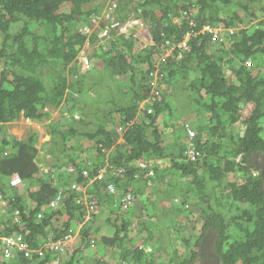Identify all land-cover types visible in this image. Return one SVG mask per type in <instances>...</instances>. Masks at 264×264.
<instances>
[{"label":"trees","instance_id":"trees-1","mask_svg":"<svg viewBox=\"0 0 264 264\" xmlns=\"http://www.w3.org/2000/svg\"><path fill=\"white\" fill-rule=\"evenodd\" d=\"M108 13L114 18L110 26L143 18L139 23L149 27L155 44L141 49L136 35L106 37L93 50L91 67L83 71L80 51L88 39L91 44L101 39L98 31L89 35L82 27ZM174 16L181 21L175 23ZM204 24L224 29L228 36L221 37L223 43L210 31L201 33ZM231 28L233 33L228 32ZM188 32L197 33L189 50L180 58L171 56L161 68L156 96L162 99L155 100L153 113L147 106L140 111V102L149 97L148 79L160 44L167 39L170 46L178 44ZM0 64V193L7 201L6 206L0 201L5 210L0 232L22 234L30 247L38 249L79 228L80 240L86 242L94 234V214L87 219L88 207L98 201V208L115 212L114 220L109 217L115 233L101 236L100 244L120 249L116 264H155L156 252L165 243L164 229L172 222L166 219L178 209L170 201L176 198L174 178L181 175L197 198L187 215L180 211L173 220L195 212L188 218L190 233L197 230L200 218L206 220L203 229L218 228L216 264H264V0H0ZM189 94L200 97L192 100ZM66 100L70 103L62 110L66 119H52L53 110ZM184 110L204 111L193 126L194 143L202 152L196 160L186 153L190 137L180 124ZM163 114L168 117L165 134L154 125ZM21 118L47 123L51 134L61 137L57 156L66 170L54 168L43 174L39 133L19 139L6 128ZM115 118L124 130L121 143L111 129ZM172 134L174 145L166 141ZM150 160L160 161L139 166ZM107 165L113 167L106 176L118 190L114 193L105 179L91 183ZM117 167L124 171L114 173ZM16 173L22 184L12 186L9 179ZM171 175L173 180L166 183ZM72 183L84 190L73 189ZM61 190L66 198L57 209L50 208ZM130 190L139 197L136 216L147 211L157 224L147 232L152 224L142 220L133 237L129 226L135 209L116 212L118 201ZM199 204L204 207L201 213ZM203 232H195L193 239L184 236L191 255L178 264H193L198 252L191 244ZM81 244L65 264H81L80 256H75ZM150 244L154 252H146ZM66 255L54 263L55 254L48 249L32 259L21 252L6 257L0 249V264H64Z\"/></svg>","mask_w":264,"mask_h":264},{"label":"rangeland","instance_id":"rangeland-1","mask_svg":"<svg viewBox=\"0 0 264 264\" xmlns=\"http://www.w3.org/2000/svg\"><path fill=\"white\" fill-rule=\"evenodd\" d=\"M107 19L103 18L102 15V19L101 18H95L91 21V23L89 25H84L82 27L83 32H87L89 35H92L93 33L98 31V37L101 39L98 43L96 44H91V41L88 39L87 43L85 44V46L83 47V49L80 51L79 54V58H78V62L79 64H81V69L84 71L85 70V63L83 65V58L82 56L89 54V56L91 58H93L95 60V56H93V50L94 49H98L100 47V45L102 44V40L105 39V37H109L110 36V31H114L118 32V33H124L126 31L125 29V25L124 24H117L114 27L111 28V30L107 33H101L100 32V27H102L103 23H106ZM143 26L142 31L145 33H138L137 37H138V42H142L147 40L148 38H150V31H146L145 29H149L146 28L147 26H145L144 24L141 25L140 23H138V27ZM106 27L109 29L108 24H106ZM221 29V27H219ZM235 28H231V31H228L229 33H233ZM223 33H225L226 31L224 29H221ZM131 32V31H130ZM133 35H135V33H132ZM112 36V34H111ZM228 34L226 33V35L223 37H227ZM119 37H123V35H120ZM221 43H223L222 41H224L222 38L218 39ZM108 47V44L107 46ZM168 54L165 53L164 57H167ZM180 58V56L178 57ZM83 62H82V60ZM164 61V60H162ZM162 61H157L155 62L154 66H158ZM100 63V62H99ZM83 66V68H82ZM0 70H1V64H0ZM227 72H231V70H227ZM231 74V73H228ZM232 75V74H231ZM111 78V77H110ZM110 78H107V80L110 81ZM119 81V80H116ZM93 93V92H92ZM189 97L192 100H196L200 97L199 94L194 95L195 99H193L192 95L189 94ZM180 103V102H179ZM143 104V102H142ZM181 104V103H180ZM70 107V103L66 100L64 102H62L60 108L53 110L52 112V119H61L67 116V113L65 112L64 115L62 116V110H68V108ZM140 115L142 114V112H139ZM184 117L182 118V120H180V124L184 127H186L187 129L189 128H193L194 126V122H196L201 116L203 117L204 115V111L200 110L197 112H186L184 110ZM76 117H78V113L75 114ZM117 117V116H115ZM168 119V117H165V114H163L160 118H159V122H158V127L162 134H165L167 132V127L165 126V124L163 123V120ZM66 119V118H64ZM116 119V123H111V129L116 130L117 131V142L121 143L123 141V134H124V130H119V126H120V120H118V118ZM195 119V120H194ZM189 120H191V124L189 123ZM194 120V121H193ZM188 122V123H187ZM6 128H9V131L12 132V134H14L15 136H17L19 139L21 138H26L30 135V133L33 132H38L39 133V138H38V143L37 145L39 146V148H42V150H40L39 153V164L41 165V167L43 168V174H49L52 170H54V168L59 169L60 167H63V161L58 159V152L60 150V148L62 147V139L59 135L53 136L49 130V126L47 125V123H40L38 121H33V120H25L23 118H21L20 120H16V121H12L7 123ZM182 128V127H180ZM194 129V128H193ZM174 134V132H173ZM171 135L168 137V139L166 141H168L170 143V145H174L176 143L175 141V137L174 135ZM189 136V131L188 134ZM190 137V136H189ZM188 140V139H187ZM166 141L164 140V144L166 145ZM190 142V140H189ZM189 142L187 144V148L189 147ZM48 147L51 148L50 151H48ZM61 169H65V167L61 168ZM56 171V170H54ZM63 172V171H62ZM258 172V171H257ZM63 174V173H61ZM181 176V175H180ZM176 177L174 178V180H182L179 181L180 184L177 186L179 187L176 191V198H173L170 202L174 203L175 207L178 208L174 213H172L169 218L166 219V222H170L172 220V222L170 223V225L167 226V229L165 228L164 232H163V241L166 243L165 245H162L161 248L159 247V252H156L157 255V261L155 264H165L163 263L161 260H159V258L164 257L165 260L170 261V259L168 257L171 256H175L177 254V256H182L184 253L186 255V251L185 249L187 248L185 246V242H184V236L185 238H187L188 236L192 237L191 234H195V232H203L204 236H205V240L204 244L206 245L211 238H214V240L212 241V245L206 248V253H214V257H216V237L217 235L216 230H212L213 234L210 233V229H203L202 226H204V219L198 221L197 225V230L193 231L192 233L189 232V230L187 229V225L191 223V221L189 222V219H192L193 216L195 215V212L189 216V217H179L176 220H173L174 217L177 215L178 212L181 211V214L183 216L187 215L188 209L192 208V204L194 203V201L197 198L196 193H190L188 191L187 188V184L184 182V178L185 177ZM170 180L172 179V175L170 176ZM138 183H136L137 186ZM60 188V186H59ZM36 189V188H35ZM133 190H137L133 189ZM132 191V190H130ZM142 197V196H140ZM178 198V199H177ZM139 197H136V205L133 207L135 209V211L133 212L132 216V220L133 222L131 223V225L129 226L130 229V234L131 236H135L138 233V230L135 229L137 226H139V223L142 220H149L150 221V214L149 212L146 211V215L144 216H136L139 215L138 212L140 211V207H139V203H138ZM225 200L222 199L221 201L223 202ZM144 201V200H143ZM1 203V202H0ZM164 203V202H163ZM166 204V202L164 203ZM168 205H170V203H168ZM197 207L199 208V212L201 213L200 210H202L204 207L197 205ZM237 209L233 208L230 206V211L231 213H235ZM98 212L93 213L94 216L91 217V219H94V226H93V231L94 232L93 235H90V237H87V241H81L80 240V235H79V228H76V230L74 231V235H75V239L74 241H72L69 245H68V252L67 255L63 261V263H67V259L71 258V253L73 252L72 250H74L75 246H79L76 244H81L80 246L82 247V249L80 248L75 256H80L78 259L80 260L81 264H101L100 261L101 259H104L107 263H103V264H116V262L118 261L119 257H118V251H120L119 248H117V246L115 247H111L109 249H106L105 246H102L100 244V240H101V236L106 235V236H112L115 233V228L114 225L112 224L111 221H109V217L111 216V210L107 209H101L99 207V209H97ZM142 211V210H141ZM112 214L114 215L115 212H112ZM143 214V213H142ZM117 215V214H116ZM112 219L114 220V216H111ZM118 224L120 225L122 223V220L119 219ZM151 222V221H150ZM241 224H246L245 221H240ZM152 225H150L149 227L145 228L147 232H150L152 230L155 229V226H157L156 223L151 222ZM97 232V233H96ZM236 232V231H234ZM147 234V233H146ZM183 234V235H182ZM180 245V247H179ZM149 246H151L154 250V244H150ZM176 248L177 252L173 253V249ZM157 249V250H158ZM156 250V249H155ZM201 250V248L199 249ZM84 251V252H81ZM162 254H161V252ZM154 252V251H153ZM168 256V257H167ZM74 258V257H73ZM202 258V259H201ZM63 259V258H62ZM204 257L199 255V257L196 259V261L194 262V264H204ZM166 264H170L169 262Z\"/></svg>","mask_w":264,"mask_h":264},{"label":"built area","instance_id":"built-area-1","mask_svg":"<svg viewBox=\"0 0 264 264\" xmlns=\"http://www.w3.org/2000/svg\"><path fill=\"white\" fill-rule=\"evenodd\" d=\"M110 16L108 15L107 18H109ZM119 24L118 22L115 23L113 26ZM125 25V29L126 31L124 32L125 34L129 35L130 30L128 29V24H124ZM210 31L214 34L215 38H220L221 39V29L217 26H212L207 24L206 27L203 29V31ZM109 32V29L106 27L104 29V31H102L101 33H107ZM193 35L192 32H189L186 40L184 41V46L188 47V40L190 39V37ZM173 48L171 47L167 52L169 53L170 50H172ZM83 60V65L85 63V69H89L92 65V58L89 56V54L83 55L82 56ZM251 64V63H249ZM156 93V92H154ZM121 129V128H120ZM189 136H190V142H189V147L186 151L188 158L192 159V160H196L200 155H201V151L198 150L195 146H194V141L193 138L195 137V131L193 130H189ZM124 171V168L117 170L118 173H122ZM106 170H101V172L98 174L99 178H102L105 174ZM85 174H87V172H85ZM9 183L12 186H17L20 185L22 183V178L19 174H13L10 179H9ZM72 188L78 190L79 187L76 183L72 184ZM108 189L112 192H116L117 188L115 186L114 183H110L108 185ZM66 198V193L64 191H61L58 196L53 199L50 202V208L52 209H57L61 203V201L63 199ZM135 195L131 192H128L126 194L123 195V197L121 198V204H122V208L123 209H128L130 207V205L132 204V201L134 200ZM0 201L2 202L3 206H6L7 201L5 199V197L0 193ZM97 202H94L93 204H91L88 207V216L87 219L90 218L92 213L97 212ZM4 213L5 210H2L0 208V220H4ZM38 217H42V214L39 213ZM74 240V237L72 234H68L64 237H61L60 239L54 241V242H50V243H45L44 246L36 249V248H32L28 245V243L26 241L23 240V236L22 234H17V235H7L4 234L2 232H0V247L2 248L4 254L6 257H13L16 256L17 254H19L20 252L24 254L25 257H28L29 259L33 258L34 254H37L39 256H43L46 252V249L50 250L52 253L55 254V260L54 262L58 261L59 259L56 260V257L59 258L58 253H65L68 249V245ZM128 264V263H126Z\"/></svg>","mask_w":264,"mask_h":264},{"label":"clouds","instance_id":"clouds-1","mask_svg":"<svg viewBox=\"0 0 264 264\" xmlns=\"http://www.w3.org/2000/svg\"><path fill=\"white\" fill-rule=\"evenodd\" d=\"M116 7L115 6H113L112 7V10H114ZM183 14L184 15H187V12L186 11H183ZM104 15V14H103ZM110 16L109 18H107V24H108V26H109V31L111 30V28L112 27H114V26H110L109 25V21H112L114 18L112 17V14L111 13H108L107 14V16ZM174 14L173 13H171L170 14V19L172 18V16H173ZM190 14H188L187 16H189ZM101 17V16H100ZM99 17V18H100ZM102 19V18H101ZM139 19V22L140 21H143L144 19L143 18H138ZM178 20L179 21H181V19H180V17L179 16H174L173 17V21L175 22V23H179L178 22ZM121 23V24H128V29L131 31V32H129V35H127V34H125V33H118V32H115V30H114V33H112L113 31L111 30L110 31V36H111V34H112V36H113V38H114V40L115 39H118L119 38V36L120 35H123V37L125 38V39H130V38H132L134 35L132 34V33H135V35L137 36V34L138 33H145V32H143L142 31V29H143V26H141V27H138V23L139 22H126V23H122L121 21H116V23ZM141 24V23H140ZM142 25V24H141ZM191 25H193V24H191ZM146 26V25H145ZM218 27V26H217ZM101 28V27H100ZM106 28V25H105V27L104 28H102V31H103V29H105ZM134 29H136V31L134 32L133 30ZM146 31H149V29H145ZM101 31V32H102ZM201 32V31H200ZM199 32V33H200ZM189 33V32H188ZM188 33L185 35V37L178 43V44H175L174 43V45L173 46H170V41L171 40H169V39H167V40H165V41H163V43H161L160 45H161V47H160V52H158L157 53V55H158V57L154 60V63H153V67H154V69L152 70V71H150V77H149V79H148V82H150L151 83V89L149 88V86H148V89H149V93H148V99H144V100H142L141 102H140V111H143L144 110V108L147 106V110H148V113H153L154 112V107H153V104L155 103V100H161L162 99V96H156V94H159V91L156 89V82H158V80L160 79V78H162V76L160 75V73H161V68H162V66L167 62V60L172 56V57H174V56H182L183 55V53L185 52V51H187V50H189V48H190V40L194 37V36H196V34L197 33H195V32H192L193 33V35L190 37V39L188 40V47H185L184 46V41L186 40V37H187V35H188ZM150 34V38H148L147 40H145V41H142V42H138L137 41V45L138 44H140L141 43V45L139 46L141 49H148V47L149 46H151V45H154L155 44V40H154V37H153V34H152V32H150L149 33ZM223 36H225V34L222 32V30H221V37H223ZM106 38V37H105ZM163 47V48H162ZM173 48L172 50H170V52L168 53L167 51L170 49V48ZM178 50H180V52H178V53H176ZM165 53H167L168 54V56L167 57H164V54ZM80 54V53H79ZM78 58H79V55H78ZM92 60H93V62H94V59L92 58ZM162 60H164V61H162ZM157 61H162L158 66H154V64H155V62H157ZM93 62H92V64H93ZM247 63V62H246ZM85 70H87V69H85ZM154 92H156V93H154ZM142 102H143V104H142ZM27 120H29L30 121V119H27ZM185 127V126H184ZM122 129V127L121 126H119V130H121ZM186 128V127H185ZM187 129V128H186ZM123 130V129H122ZM188 130V129H187ZM193 131H195V130H193ZM197 135V133H196V131H195V136ZM195 138V137H194ZM193 138V139H194ZM194 141V140H193ZM187 151V150H186ZM101 170H106V168H101ZM101 170L98 172V174L101 172ZM258 171V172H257ZM256 171V173H259V170H257ZM85 172H87V174H88V171H84V174H85ZM98 174L97 175H95L94 177H92L91 178V183L95 180V179H97V178H99L98 177ZM99 179H105V180H107L108 181V185L110 184V180H108V177L104 174V176L102 177V178H99ZM22 184V183H21ZM72 184H74V183H72ZM71 184V185H72ZM77 184V183H76ZM78 185V187H79V189L78 190H84V189H80V186H79V184H77ZM72 187V186H71ZM108 188V187H107ZM65 190H66V187H65ZM76 190V189H75ZM86 190V189H85ZM62 191V190H61ZM60 191V192H61ZM128 192H131V191H128ZM131 193H133V192H131ZM134 195H135V198H134V200L132 201V204L130 205V208H133L134 206H135V203H136V194L135 193H133ZM124 195V194H123ZM123 195H122V197H123ZM121 197V198H122ZM55 199V198H54ZM119 202V204H120V209L119 210H117L116 212H118L119 214H124L128 209H123L122 208V204H121V199L118 201ZM96 205H97V209H99L98 208V201H97V203H96ZM98 212V211H97ZM96 213V212H95ZM88 214H89V212H88ZM91 217V216H90ZM3 221L4 220H0V225H2L3 224ZM208 229H212V230H216L217 229V227L216 226H214V227H211V228H208ZM195 234H197V233H195ZM73 235V237H74V239H75V235L74 234H72ZM191 236H192V239L193 238H195L194 236H193V234H191ZM191 238V237H190ZM205 236H204V233H202V235L198 238V240H197V242H195V243H193V244H191L192 245V247H191V250L192 249H194L196 252H198L197 254V256H196V258H195V260H194V262L196 261V259L199 257V255H201V256H203L204 257V259H205V261H204V264H210V262H208L207 261V259H208V257L210 258V260L211 261H214V264H216V262L217 261H219V256L217 255V250H216V248H215V251H216V257H214L215 255H214V253H206V248L208 247V244H204V241H206L205 239ZM74 241V240H73ZM179 247H180V245H179ZM188 248V247H187ZM186 248V249H187ZM201 248V250H199ZM0 249H2L1 247H0ZM186 249H185V251H186ZM154 250H153V248L151 247V246H148L147 245V247H146V252H153ZM68 252V249H67V251L64 253V255L66 254ZM173 253H175V252H177V250H176V248H174L173 249V251H172ZM191 252V251H190ZM190 252H187L186 251V255H185V253L181 256V257H179V258H175V256H177V254L175 255V256H171V257H168L169 259H170V261H172L174 264H178V263H180L184 258H189L190 257ZM161 254H162V252H161ZM37 255V254H36ZM63 255V256H64ZM63 256H60L58 259V261H56V262H54V263H57V262H59L60 261V259L61 258H63ZM32 259V258H31ZM202 259V258H201ZM194 262H193V264H194ZM172 263V264H173ZM129 264V263H128Z\"/></svg>","mask_w":264,"mask_h":264},{"label":"bare ground","instance_id":"bare-ground-1","mask_svg":"<svg viewBox=\"0 0 264 264\" xmlns=\"http://www.w3.org/2000/svg\"><path fill=\"white\" fill-rule=\"evenodd\" d=\"M100 18H102V16L100 17ZM103 18L104 19H107V14H104L103 15ZM127 22H139V19L137 18V17H135V18H131V19H129ZM106 24H107V22H106ZM206 25L207 24H204L203 25V27H202V29H201V33H203L204 34V32H206V31H203V29L206 27ZM112 33H114V31L112 32ZM213 36H214V34H213ZM215 38V37H214ZM158 122L159 121H156V123L154 124V125H157L158 126ZM163 123L165 124L166 123V121L165 120H163ZM189 130H194L193 128H189L188 129V131ZM194 146L197 148V146H196V144L194 143ZM198 149V148H197ZM199 150V149H198ZM201 154H202V152H201ZM159 162L160 160H150V161H143V162H140L139 163V166H141V167H146L148 164H150V163H152V164H155V162ZM104 168H106V172H105V175H106V173H107V171H108V169L109 168H113V167H108V165L107 166H105ZM103 169V168H102ZM120 169V167H117L116 168V170H114V173H117V170H119ZM152 173V172H151ZM169 181V182H168ZM179 181H182V180H178V183L176 184V185H174L173 186V188L174 187H176L177 189L179 188V187H177L179 184H180V182ZM165 182L166 183H170V179L169 178H167L166 180H165ZM110 191V190H109ZM116 191H118V190H116ZM111 193H114V192H112V191H110ZM210 212H212V211H210ZM212 214H214L213 212H212ZM217 220H218V218H216ZM219 222H220V220H218ZM212 226H210L209 228H211ZM216 235H217V237H218V228L216 229V233H215ZM216 237V238H217ZM149 246V245H148Z\"/></svg>","mask_w":264,"mask_h":264},{"label":"flooded vegetation","instance_id":"flooded-vegetation-1","mask_svg":"<svg viewBox=\"0 0 264 264\" xmlns=\"http://www.w3.org/2000/svg\"><path fill=\"white\" fill-rule=\"evenodd\" d=\"M210 233L213 234V231L211 229H210ZM213 240H214V238H211V240L207 243L209 247L213 244L212 243ZM207 261L210 262V264H214V261H211L209 257H208Z\"/></svg>","mask_w":264,"mask_h":264},{"label":"crops","instance_id":"crops-1","mask_svg":"<svg viewBox=\"0 0 264 264\" xmlns=\"http://www.w3.org/2000/svg\"><path fill=\"white\" fill-rule=\"evenodd\" d=\"M168 203L169 202H166V205H168ZM166 243H164L163 245H165ZM175 258H179L178 256H175ZM159 260H161L163 263H168V262H171V263H173L172 261H167V260H165V258L164 257H161V258H159ZM174 264V263H173Z\"/></svg>","mask_w":264,"mask_h":264}]
</instances>
